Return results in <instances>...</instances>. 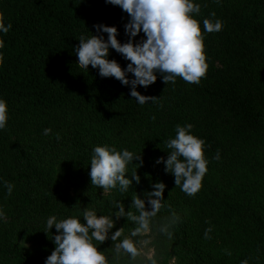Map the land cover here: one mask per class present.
Wrapping results in <instances>:
<instances>
[{
  "label": "trees",
  "instance_id": "16d2710c",
  "mask_svg": "<svg viewBox=\"0 0 264 264\" xmlns=\"http://www.w3.org/2000/svg\"><path fill=\"white\" fill-rule=\"evenodd\" d=\"M192 2L200 5L192 16L204 36L206 76L199 84L180 77L166 84L157 72L153 84L136 88L157 98L141 105L130 84L101 77L91 65L80 67L75 52L81 35L107 41L95 25L116 27L118 41L128 42L130 17L121 7L105 0H0L5 26L12 25L7 34L0 32V99L8 107L0 129V264H46L59 234L54 226L45 233L50 216L85 223V208L109 216L119 211L115 202L138 215L132 197L145 199L158 182L166 187L163 207L150 224L157 255L170 253L179 264H264V0ZM206 18L221 20L222 30L207 33ZM132 39L139 43L146 36L141 31ZM108 59L122 69L130 63L112 48ZM188 124L205 141L209 161L194 196L176 187L164 162H156L167 160L171 149L165 142L175 138L176 126ZM45 129L51 132L45 135ZM104 145L141 155L143 164L136 169L140 161L134 160L126 173L131 179L136 169L139 184L133 180L127 192L117 187L108 193L91 184L93 149ZM63 163L72 167V190L57 185L55 166ZM5 182L14 186L11 195ZM113 219L109 236L119 229ZM163 225H170L171 239L160 231ZM93 243L117 259L111 239ZM128 260L126 254L118 258Z\"/></svg>",
  "mask_w": 264,
  "mask_h": 264
},
{
  "label": "clouds",
  "instance_id": "9594fccd",
  "mask_svg": "<svg viewBox=\"0 0 264 264\" xmlns=\"http://www.w3.org/2000/svg\"><path fill=\"white\" fill-rule=\"evenodd\" d=\"M114 6H119L126 12L130 20L125 25V33L130 36L128 42L121 44L118 39L116 27L95 25L97 32L107 33V41L103 35H91L90 38L80 36L79 45L75 52L78 56V65L84 69H99L101 77H114L123 85H131L130 95L143 105L149 100L156 101V97L141 95L137 86L148 87L157 80L155 73L159 72L164 83H175L180 77L185 82L199 84L201 78L206 76L209 65L206 62L204 36L201 32L199 22L192 14H199L200 5L194 4L192 0H105ZM213 17L215 13L211 14ZM204 30L207 33L219 32L223 28V22L219 19L203 20ZM11 23L5 26L3 14L0 13V32L7 34L11 29ZM141 31L146 39L139 43H133ZM4 42L0 40V48ZM109 48L130 61L126 69H122L116 60H109ZM3 62V55L0 53V64ZM128 73L134 75V79H128ZM153 119H155L153 117ZM8 120L7 102L0 99V129L6 127ZM192 124L176 126V136L166 141V146L171 149L167 160L163 157L156 162L165 163V171L175 177L176 187H180L189 196H194L202 187V180L208 171L209 161L205 159V141L191 134ZM51 129H45L44 134L48 135ZM60 139L59 134L56 137ZM181 157L183 159H181ZM216 159H219L217 153ZM139 160L143 164L141 155H136L127 149L122 152L108 145L96 146L93 149L91 158V184L104 189H115L119 187L121 192H127L133 180L140 183V176L136 169L131 172V179L126 178L127 165ZM8 195H11L13 185L5 182ZM155 191L146 192L145 199H141L136 193L132 197L131 208L139 213L134 214L131 210L125 212L121 202H115V215L118 220L126 217L128 221L134 222L136 227L131 236L141 235L150 229V224L157 213L163 207V193L166 185L162 182L153 185ZM155 197V198H153ZM151 210L146 209V202ZM3 213L0 212V216ZM113 215L98 216L92 208H85L83 220L69 217L58 220L55 215L47 219L48 233L53 226L59 233L54 237L55 250L47 257L46 264H110L104 251H100L93 241L103 244L111 239L114 243V252L118 259L120 255L130 256L131 262L136 261L141 254L137 246L139 242L130 238H119L124 232V227L119 228L109 236L110 231L115 227ZM174 222V221H173ZM170 225H163L160 228L169 239L172 232ZM211 228L205 231V238L210 239ZM119 241V242H117ZM230 255V253H229ZM152 264H156L155 261ZM247 264V261H242Z\"/></svg>",
  "mask_w": 264,
  "mask_h": 264
},
{
  "label": "rangeland",
  "instance_id": "374dc122",
  "mask_svg": "<svg viewBox=\"0 0 264 264\" xmlns=\"http://www.w3.org/2000/svg\"><path fill=\"white\" fill-rule=\"evenodd\" d=\"M67 164H61V166H55V175H56V181L57 185L61 188H68L69 190L73 189L74 186V176L71 174V169ZM104 193H108L109 190L105 191L103 190ZM119 221V228L124 227V236L127 238L132 239L133 241L139 242L137 244L139 250H140V255L137 257L136 261L134 264H152L153 261L156 262V264H179L178 259L170 254V253H165V254H156V249H155V230L150 226L149 231L138 235V236H131V232L134 230L136 227L134 222L128 221L126 218L125 219H118ZM26 244L29 247H32L34 250L40 248V244L33 240V239H25ZM110 258V257H107ZM110 264H133L131 260H128L127 262H121L118 261V259H109Z\"/></svg>",
  "mask_w": 264,
  "mask_h": 264
}]
</instances>
